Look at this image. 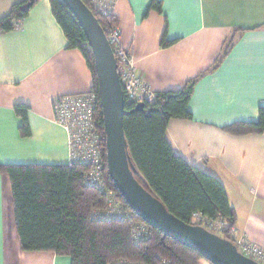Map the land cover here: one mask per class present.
<instances>
[{
	"label": "crops",
	"instance_id": "0c3cea01",
	"mask_svg": "<svg viewBox=\"0 0 264 264\" xmlns=\"http://www.w3.org/2000/svg\"><path fill=\"white\" fill-rule=\"evenodd\" d=\"M27 0H0V20ZM157 2L160 11L151 9ZM15 30L0 32V164L71 165L67 133L53 102L92 89L79 50L39 0ZM113 15L121 45L155 93L176 92L198 79L193 119L171 120L166 138L189 166L225 187L234 228L264 248V133L232 135L236 122H257L264 106V0H118ZM171 46L161 47L163 37ZM235 36L229 54L207 73ZM29 106L30 137L20 133L15 105ZM0 264H72L54 252H24L16 228L12 184L0 172ZM199 264H210L202 260Z\"/></svg>",
	"mask_w": 264,
	"mask_h": 264
},
{
	"label": "trees",
	"instance_id": "16d2710c",
	"mask_svg": "<svg viewBox=\"0 0 264 264\" xmlns=\"http://www.w3.org/2000/svg\"><path fill=\"white\" fill-rule=\"evenodd\" d=\"M39 0H27L14 5L10 13L0 20V32L15 30L18 21L25 20ZM52 13L69 41L68 48L80 50L92 75V89L99 99L97 75L92 49L74 15L60 0H48ZM92 11L91 0H82ZM160 11L157 2L150 7ZM105 34L119 25L114 15H96ZM235 43V36L228 40L222 56L210 68L211 73L219 67ZM161 47H169L165 36ZM198 79L191 80L176 92L156 93L155 99L145 101L144 111L126 116L124 129L128 141L130 161L135 165L144 184L160 199L180 221L193 225L196 213L208 220L223 218L234 228L237 219L230 206L225 187L215 177L189 166L173 151L166 138L167 125L171 120H191L190 100ZM97 123L104 142V177L108 189L117 194L125 209H129L118 191L113 188L107 173L106 142L100 101ZM130 105L126 109L133 110ZM16 114L22 119L20 133L32 135L28 121L29 106L15 105ZM257 122H236L225 128L232 135L264 133V106L259 109ZM88 165L72 162L71 165H4L0 172L6 173L12 184L15 204L16 228L24 252H54L68 256L72 264H112L129 261L140 264H160L166 259L170 264H199L203 258L195 251L175 241L165 239L159 231L149 227L150 236L134 243L129 220L96 219L94 211L107 208L106 195L86 184ZM135 219L141 221L135 214ZM142 222V221H141ZM231 241L229 232L220 235Z\"/></svg>",
	"mask_w": 264,
	"mask_h": 264
},
{
	"label": "water",
	"instance_id": "95a60500",
	"mask_svg": "<svg viewBox=\"0 0 264 264\" xmlns=\"http://www.w3.org/2000/svg\"><path fill=\"white\" fill-rule=\"evenodd\" d=\"M74 15L92 49L102 109L103 130L106 142V165L113 188L129 209L166 239H172L197 252L210 264H258L241 255L231 241H227L197 225L180 221L145 186L142 176L130 161L128 141L125 137L126 116L144 111L141 103L127 110L117 60L96 15L82 0H60Z\"/></svg>",
	"mask_w": 264,
	"mask_h": 264
},
{
	"label": "built area",
	"instance_id": "2783aa9c",
	"mask_svg": "<svg viewBox=\"0 0 264 264\" xmlns=\"http://www.w3.org/2000/svg\"><path fill=\"white\" fill-rule=\"evenodd\" d=\"M118 0H91L92 12L99 16L113 15V8ZM18 21L15 26L19 25ZM121 32L118 26L109 31L108 41L112 47L114 58L117 60V70L122 83L125 105L138 106L145 101L155 99L156 93L143 79L137 69L133 57L121 45ZM99 99L91 90L81 95H69L57 98L53 102L56 123L67 133L71 164L88 165L90 171L85 174L86 184L98 188L108 201L107 208L94 211L96 219L129 220L132 224L131 236L134 243L146 240L150 236L149 226L135 219V213L125 209L117 194L108 189L105 181L104 142L97 123V110ZM193 225L201 226L215 235L229 232L231 242L237 247L239 253L245 257L264 264V248L251 243L244 234L230 227L223 218L217 221L208 220L196 213L192 218ZM112 264H140L129 261H114ZM160 264H170L168 260L161 259Z\"/></svg>",
	"mask_w": 264,
	"mask_h": 264
}]
</instances>
